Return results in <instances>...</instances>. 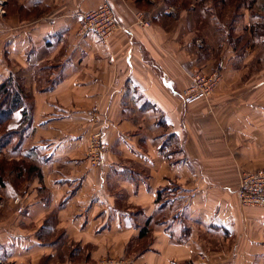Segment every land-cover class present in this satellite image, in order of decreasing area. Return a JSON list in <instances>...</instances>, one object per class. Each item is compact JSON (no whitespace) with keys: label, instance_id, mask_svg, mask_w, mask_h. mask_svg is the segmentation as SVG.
Returning <instances> with one entry per match:
<instances>
[{"label":"crops","instance_id":"0c3cea01","mask_svg":"<svg viewBox=\"0 0 264 264\" xmlns=\"http://www.w3.org/2000/svg\"><path fill=\"white\" fill-rule=\"evenodd\" d=\"M104 2L122 28L107 43L78 36L79 13ZM8 8L0 83L22 79L34 110L13 153L36 148L45 195L35 213L4 212L0 264L54 258L58 240L39 237L40 227L86 242L95 264L116 262L134 243L149 251L129 253L128 264H264V207L237 195L241 173L264 167V65L253 64L252 47L243 56L238 38L194 33L188 10L166 2L147 11L137 0H13ZM219 63L212 96L186 103L193 73ZM99 129L108 149L94 165L89 137ZM167 187L172 205L161 209ZM49 213L56 224L45 225ZM149 218L151 238L141 240Z\"/></svg>","mask_w":264,"mask_h":264},{"label":"rangeland","instance_id":"374dc122","mask_svg":"<svg viewBox=\"0 0 264 264\" xmlns=\"http://www.w3.org/2000/svg\"><path fill=\"white\" fill-rule=\"evenodd\" d=\"M12 1L13 0H0V17H6L10 13L9 8L7 9V5L10 7L12 5ZM160 2L168 3L169 7L172 8L171 10H173L175 13H179L181 10H188L191 18H194L195 20L196 32L194 33L196 34L203 35L206 33L208 36H205L209 37L219 33V36H222L225 39L236 38L237 40L238 38L239 44L238 46L235 45L237 46L235 49L238 50L239 55H245V45H247L250 48L252 47L254 53V58L252 61L253 64L258 66L264 65V33H262L264 30L260 29L261 31L257 32V25L259 26L261 22H264L262 21L264 19V10L260 9L261 4H264V0H247L246 2H244V0H154V3H150L148 0H142L140 3H138V7L144 11H147L150 9V7H152L153 4H159ZM178 7H180L181 10H178ZM175 13L174 15L177 16ZM262 28L264 29V27ZM232 45L234 47V44ZM21 80L22 79H20V81ZM21 83L25 89V92L30 95L29 100L31 101L32 98L33 101V96L25 87L23 81H21ZM212 94L209 97H211ZM9 148L6 152H0V163L3 162L2 159L7 160V162H11L10 160L15 158L13 160L15 164L12 163L8 165V163H4L3 165L5 167L18 168V166L22 164L31 165L33 163L29 159H20V156L11 155V153H9ZM19 162L21 163L18 164ZM27 171L28 168L26 171H24L26 174L22 175L18 169L14 170L12 173L7 171V180L12 181L13 183L15 182L18 186L14 188L13 185L8 183V185L0 187V222H2L0 224L2 227L4 225L3 222L5 221V211H12L15 215V218L17 215L21 216L25 214L27 210L32 209L35 213L34 206H37V204L39 205V202H37L38 198L45 195V190L43 191V188H40L37 184L39 176H35L34 173H28ZM175 190L177 193L178 190ZM11 194H15L14 197H20V201L16 203L15 198H11ZM20 208H23V211H20ZM34 219L35 217L32 218V220ZM40 222V219L38 222H30V227L31 224L34 225L36 223L37 226L35 228H37ZM48 222L50 224L57 223V218L53 216V213H49L45 225ZM43 228L44 227H40V231H42ZM150 233L151 230L147 236L150 235L151 238L152 234ZM73 238L74 237H70L69 234H65L62 231H57L53 234L46 235V242H49L53 239L58 240L57 247L54 249V258L52 256H45L42 258L41 264H95L96 259H93L91 256V247L88 246L86 242H81L79 238ZM142 238L143 237H141V240H144ZM134 245L135 247L133 249L121 250V253L124 254L119 255V260L116 259V262L109 260V258H100V263L98 264H120L121 262V264H128L126 258L129 259L130 254L135 253L138 257L144 252L149 251L147 250L149 246L143 250L140 245L144 244L137 245V243H134ZM7 264L12 263L8 262Z\"/></svg>","mask_w":264,"mask_h":264},{"label":"built area","instance_id":"2783aa9c","mask_svg":"<svg viewBox=\"0 0 264 264\" xmlns=\"http://www.w3.org/2000/svg\"><path fill=\"white\" fill-rule=\"evenodd\" d=\"M79 17L77 35L83 37L92 34L103 43H107L109 38L122 28L113 7L108 2L102 3L96 9L80 12ZM141 23L149 25L148 21H141ZM222 77V63H219L210 72L196 71L192 75L190 85L183 91L182 99L186 103H191L208 98ZM107 149L108 144L104 139L103 130L94 131L89 137L87 152L91 163L99 165L103 161V155ZM237 195L245 206L264 207V167L241 173ZM14 198L16 203L20 201V197ZM20 211H23V208H20Z\"/></svg>","mask_w":264,"mask_h":264},{"label":"trees","instance_id":"16d2710c","mask_svg":"<svg viewBox=\"0 0 264 264\" xmlns=\"http://www.w3.org/2000/svg\"><path fill=\"white\" fill-rule=\"evenodd\" d=\"M141 1L142 0H137L138 3ZM246 1L247 0H244V2ZM260 9L264 10V4H261ZM262 21H264V19ZM262 27H264V22H261L259 26L257 25V32L264 30ZM262 33H264V31ZM29 99L30 95L25 92V89L22 86L19 78L10 76L0 83V152H6L11 146V150L9 149V153H11V155L20 156V159H29L31 162H33L31 165L22 164L18 166V168H11L5 167L3 164H15V162H13L15 158L11 159V162H7V160L2 159L3 162L0 163V187H3L7 183L13 185L14 188L18 186L15 182L13 183L12 181L7 180V171L12 173L14 170L18 169L22 175L26 174L24 171H26L28 168V173L31 172L34 173L35 176L42 177V169L37 161L36 148L24 150L23 154L21 155L13 153L16 151H21V145L25 141L28 132L32 130L34 125L33 101L32 98L31 101ZM42 159L44 160L45 158L43 157ZM20 163L21 162L18 164ZM171 190L172 188L167 187L158 191L157 203L161 209L168 205H172L171 201L169 202L166 198V195L169 194ZM151 220L152 218H149L147 224L141 229V237H146L149 234L150 229L148 224ZM161 221L162 220H158L159 223ZM40 232L41 234H39V237L45 239L47 234L44 233L43 230ZM48 233L49 235L53 234V231L51 230Z\"/></svg>","mask_w":264,"mask_h":264}]
</instances>
